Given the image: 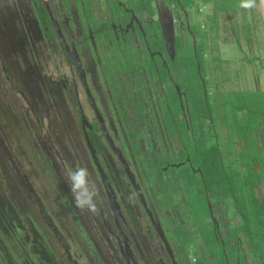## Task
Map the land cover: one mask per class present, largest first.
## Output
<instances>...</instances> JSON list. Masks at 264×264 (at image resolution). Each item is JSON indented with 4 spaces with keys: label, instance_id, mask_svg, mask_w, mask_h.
I'll return each instance as SVG.
<instances>
[{
    "label": "flooded vegetation",
    "instance_id": "af4514ba",
    "mask_svg": "<svg viewBox=\"0 0 264 264\" xmlns=\"http://www.w3.org/2000/svg\"><path fill=\"white\" fill-rule=\"evenodd\" d=\"M103 1L105 5H110L106 8L108 13L99 7L100 0H95L92 3L96 15L94 22L87 17L84 2L80 0H0V109H4V114L15 126L23 123L30 128L29 137L25 140L34 151V165L40 167L42 180L39 183L44 182L41 188L46 190L48 184L49 192L58 197L63 208L64 205L74 206L73 215L81 220L91 216L98 225L95 230L99 239L96 241H90L88 234L86 241L84 231L81 233V239L88 242L89 247L85 254L99 253L103 246L111 253L106 254L107 261L102 264H141L145 246L142 244L143 238L147 244L163 250L169 264H173L161 237L162 232L177 264H190L192 262L180 253L175 255L176 247L173 249V243L168 241V229L163 221L171 218L172 214H166L168 209L157 204L158 200L145 185L138 168L145 162L149 165L150 158L139 150L146 136L139 127L152 126L153 131L162 128L160 135L163 142L172 140L162 126L159 100L163 98L166 114H172L166 92L174 89L188 128L190 114L187 95L176 82L181 74L176 63L183 57L187 62L188 56H183L187 50L192 55L190 62L195 64L193 66L200 75L202 64L209 66L211 61L222 63L217 40L219 23L222 17L230 20L231 13L218 16L216 22L209 18L197 23L198 11L195 12L196 7L192 3L188 5V0H178L176 4L174 0L170 3L164 0L162 6L166 10L160 14V21L155 7L154 10L150 7L136 10L134 0ZM89 2L91 4V0ZM199 11L206 17L209 14L214 16L211 4L204 5V9L200 7ZM191 13L196 17L194 27L191 26L194 25ZM154 18L160 21L158 25L154 24ZM230 22L236 25L235 21ZM246 23L249 27H244V38L248 39L251 26L247 21L242 25L246 26ZM153 24L162 39L163 52L157 49L159 39L154 41L155 45L151 43L156 31L150 35L146 32L145 25L152 27ZM231 33L236 36L234 42H238L239 36L233 31ZM196 38L198 41H195ZM99 49L110 64H114V56L135 60V51L143 52L150 74L147 68L136 73L130 69L125 75L114 70L109 71L108 81L104 74L100 76L98 70L102 67ZM243 58L249 62L254 60L246 54ZM60 63L62 70L59 69ZM169 63L173 66L170 67ZM240 65L246 81L243 64ZM48 66L51 68L45 69ZM223 75L230 80L231 75L224 72ZM129 79H133L135 84L130 83ZM206 81L202 79L203 93L207 99L210 92ZM235 91L250 93L261 90L233 89L225 92V95L232 96ZM13 110H17L20 116L14 115ZM206 119L209 126L207 131L212 132V119ZM215 119L218 131V118ZM17 131L16 136L22 137L21 130ZM151 135L150 140H158L159 135ZM31 136L34 138L32 143L29 141ZM174 136L179 138L177 134ZM6 145L0 136V153L6 159L7 169L14 174L21 189L25 190L24 176ZM177 150L172 152L176 153ZM164 155H169L168 146L167 151L161 154L160 161ZM159 165H156L159 171L171 167L169 162H160ZM78 168H87L90 174L95 192L93 209L78 207L73 197L68 177L70 171ZM36 190L29 184L27 199L40 209L44 221L46 218L52 221L49 226L56 233V219L48 210L43 215L38 201L40 191ZM30 222L34 232L38 230V223ZM75 224L79 229L82 227L80 220H76ZM133 228L140 234L135 235ZM213 228L214 237L221 241L215 224ZM57 238L69 264H87L79 261L80 255L69 251L60 236ZM99 258L102 260L100 255Z\"/></svg>",
    "mask_w": 264,
    "mask_h": 264
},
{
    "label": "rangeland",
    "instance_id": "374dc122",
    "mask_svg": "<svg viewBox=\"0 0 264 264\" xmlns=\"http://www.w3.org/2000/svg\"><path fill=\"white\" fill-rule=\"evenodd\" d=\"M80 1L84 2L87 17L89 16L91 21L96 22V15L92 7V3L95 0H91V4L89 0ZM168 1L169 3L173 2L172 0ZM176 1L178 0H174L175 4ZM209 1L207 2L208 5L214 2L213 0ZM163 2V0H157L155 4V9L158 6L156 10L159 12V20L162 18L160 14L165 13L163 11L166 10L162 6L164 5ZM189 3H192L196 7L195 12L198 11L197 23H200L201 19L208 20L209 18H213L210 14L206 17L199 11L200 7L204 9V5H207L206 1L188 0V5ZM252 5V7L245 8L243 11H235L230 14V20L235 21L236 25H231L229 19L221 18L217 40L222 63L217 64L216 61H211V65L209 66L202 64L200 75L193 66L195 64L193 63L192 65L190 62L192 58V55L189 53L190 50H187L183 54V56H188L187 62L185 61L186 58L182 56L183 58L181 60L179 58L176 63V67H180L181 70L180 77L176 82L187 95L192 129L196 132V137L206 134L207 128H209L206 125V118H210L211 115L213 119L218 118V131L221 133L220 140L223 141L226 138L228 131L225 124H223V105L231 97V94L226 96L225 92L244 88L264 91V28L259 5L257 3ZM99 7H101L103 12L108 13L106 8L110 7V5L107 6L103 0H100ZM135 9L139 10L136 7ZM171 9L174 11V6ZM194 17L195 15L193 13L192 23L194 25H191L193 27L196 23V17ZM159 20L154 18V24L158 25V22L160 23L161 21ZM244 21H247L251 26L248 39L244 38L245 25H242ZM154 24L152 27L145 25V29L148 35L156 31L154 32L155 36L152 37L153 41L150 40L155 45L156 43L154 41L159 39L157 40L159 42L157 43V49L163 52L162 39ZM197 26L199 29V25ZM231 26L233 27L231 28ZM231 31L239 36L238 42H236L238 44L234 42L237 39H235L236 36ZM97 37L95 34V38ZM195 41H198V38ZM165 44L166 42H164ZM135 52H137L135 60H129L124 57L122 59L119 56L116 58L114 56L112 59L115 62L114 64H110L103 58V54L99 49V56L102 61V67L98 69L100 76L104 74L103 76L107 78L110 75L109 71L113 72L114 70L121 71L125 75L127 70L134 69L136 73V71L138 72L144 68H147L149 75L148 68L150 67L148 60L145 59V54L137 50ZM44 53L46 52L44 51ZM244 54L249 55L254 60L252 62L245 60L243 58ZM185 63L186 65H184ZM240 63L243 64L242 68L245 70L246 81L240 70ZM59 65V69L62 70L63 65L61 63ZM169 66L172 67L173 65L169 63ZM20 67L22 68V66ZM50 68L48 66L45 69ZM233 68L234 72H232ZM223 72L231 75L230 80L224 78ZM204 78L207 80V89L210 92V95L207 96V104L202 102V97L205 96L202 85V79ZM107 79L109 81V78ZM129 82L135 84L133 79H129ZM166 93L167 103L172 109V114H166L163 98L159 100L161 105L160 114H162V126L165 129V134L172 140L163 142L162 136L160 135L163 133L162 128L153 131L154 127L152 126H140L139 129L146 136L143 137L139 150L146 156H150V158L148 161L149 165L145 162V164L138 168L141 171L145 185L150 188L156 200H158L157 204L162 208L166 207L168 209L166 214H172L171 218L167 217L163 221L168 229L166 237L169 242L174 244H172L173 249L176 247L174 250L175 255L177 256L180 253L182 257L192 262L190 264H223L219 254L220 246L227 250V252L230 250L229 243H233L232 239L235 236L234 227L240 224V219L235 214L229 200L219 203L216 201L212 192L208 194L204 192L205 187L201 182L202 172L197 171L200 168L196 167L193 160L190 162V157L185 158L181 152H172L179 148L177 145L178 141L174 135L177 134L182 141L186 142L189 132L187 133V124L183 121L181 109L177 103V91L176 95L174 89ZM13 114L20 116L17 110H13ZM215 123L216 121L213 124ZM15 125L9 116L6 117L4 109H0V136L5 140L16 166L24 176V184L26 185L25 190L21 189L22 187L16 181L14 174L7 169L9 167L5 161L6 159L0 153V264H69L65 257L63 246L58 241L57 236L62 238V242L66 244L70 252H75L80 255L79 261L87 264H102L107 261L105 256L111 252H108L103 246L100 247L99 253L91 252L89 255L85 254L89 247H87L88 242L86 243L85 240L81 239V233L84 231L86 241L87 234L90 237V241H96L99 239L95 230L98 225L95 224L91 216L81 220L78 216L73 215L74 206L64 205L66 209L63 208L58 197L52 195L53 192H49L48 184L45 186L46 190L41 188L44 183H39L42 180L40 178L42 173L40 167L34 165V151L26 143L27 140H25L29 137L28 129L30 128L25 127L23 123L18 126ZM17 130H21L22 137L16 136ZM153 133L159 135L158 140H150V136ZM29 139L31 143L34 140L32 136ZM240 144L238 142V145ZM167 146L169 147V155H164L163 160L160 161L161 154L167 151ZM135 158L137 160L139 159L136 152ZM186 160H189L190 163L186 162ZM160 162L161 164L169 162L171 167L165 171H159L156 165L160 166ZM152 166L153 168H151ZM169 182H172L170 188L168 186ZM29 184L35 187V192L37 191L36 189L40 191V194L38 192V201L43 215L48 210L49 214L55 217L56 230H58L56 233L52 231V226H49V223H52V221L46 218L45 222L40 209L28 201L26 194L28 193L27 188ZM30 193L33 194L32 192ZM96 217L100 218L99 216ZM31 220L39 225L38 230L35 232L32 229L33 225L30 222ZM76 220L81 221L82 227L80 229L75 224ZM213 224L217 228L218 236L223 240L221 239L219 241V238L214 237L215 229L213 228ZM133 230L136 235L138 230L135 228ZM240 237L244 241V234L241 233ZM77 239H80V241L77 242ZM142 244L145 246L143 247L141 264H169L167 254L159 249L158 246H153L150 243L147 244L143 238ZM242 248L248 252L247 245L244 244ZM99 255L102 257V260H99ZM248 259L251 260L249 255Z\"/></svg>",
    "mask_w": 264,
    "mask_h": 264
},
{
    "label": "trees",
    "instance_id": "16d2710c",
    "mask_svg": "<svg viewBox=\"0 0 264 264\" xmlns=\"http://www.w3.org/2000/svg\"><path fill=\"white\" fill-rule=\"evenodd\" d=\"M145 1L139 0V4ZM147 1L150 6L151 0ZM213 1V22L222 14L245 9L243 0ZM251 3H257V0H251ZM245 27L249 25L246 23ZM202 102L207 104L206 95ZM223 107V124L228 131L226 138L220 140L221 133L213 125L216 119L211 115L214 130L196 137L189 116L188 140L177 139V153L190 157V162L193 160L200 168L204 192H212L219 203L229 200L240 219V224L234 227L235 236L233 243H229L230 250L227 252L219 245L221 262L264 264V91H235ZM244 244L248 252L242 248Z\"/></svg>",
    "mask_w": 264,
    "mask_h": 264
},
{
    "label": "clouds",
    "instance_id": "9594fccd",
    "mask_svg": "<svg viewBox=\"0 0 264 264\" xmlns=\"http://www.w3.org/2000/svg\"><path fill=\"white\" fill-rule=\"evenodd\" d=\"M251 0H243L242 7H252ZM71 191L78 207L94 208L95 192L87 168H78L69 173Z\"/></svg>",
    "mask_w": 264,
    "mask_h": 264
},
{
    "label": "water",
    "instance_id": "95a60500",
    "mask_svg": "<svg viewBox=\"0 0 264 264\" xmlns=\"http://www.w3.org/2000/svg\"><path fill=\"white\" fill-rule=\"evenodd\" d=\"M257 2L259 5V8H260V12H261V16H262V20H263V24H264V0H257ZM176 166H178V165H176ZM197 171L201 173L200 169H198ZM140 192H141V190H140ZM211 216H212V213H211ZM161 237H162L163 241L165 242V245L167 247V251H168V253H169V255L173 261V264H177V262L175 261L174 256H173V252H172L171 248L169 247V244H168L167 240L165 239L164 235L162 234V232H161Z\"/></svg>",
    "mask_w": 264,
    "mask_h": 264
},
{
    "label": "crops",
    "instance_id": "0c3cea01",
    "mask_svg": "<svg viewBox=\"0 0 264 264\" xmlns=\"http://www.w3.org/2000/svg\"><path fill=\"white\" fill-rule=\"evenodd\" d=\"M135 1V0H134ZM154 0H151L150 1V6L147 4L148 3V1L146 0L145 1V3H141V4H139V0H136L135 1V7L136 8H143V7H147V8H151V9H153L154 10V7H155V4H156V2H157V0L155 1V2H153ZM164 1V0H163ZM164 3V2H163ZM139 4V6H137ZM156 8H158V6H156Z\"/></svg>",
    "mask_w": 264,
    "mask_h": 264
}]
</instances>
